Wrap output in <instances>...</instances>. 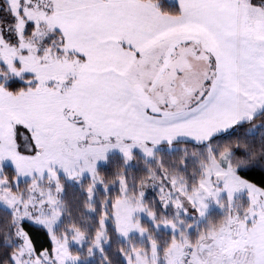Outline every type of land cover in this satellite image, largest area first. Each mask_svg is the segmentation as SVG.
<instances>
[{
  "label": "snow or ice",
  "instance_id": "snow-or-ice-1",
  "mask_svg": "<svg viewBox=\"0 0 264 264\" xmlns=\"http://www.w3.org/2000/svg\"><path fill=\"white\" fill-rule=\"evenodd\" d=\"M4 12L0 204L15 243L0 249V264H79L72 244L83 247L86 231H57L67 182L89 205L101 189L108 197L88 255L107 259L115 230L126 241L147 236L143 251L120 248L125 264H264V133L231 143L264 113V0H5ZM177 140L207 153L200 175L189 184L161 172L160 187L141 189L122 216L128 177L111 182L113 199L99 166L110 152L127 164ZM209 201L225 221L202 232ZM143 216L168 234L166 254Z\"/></svg>",
  "mask_w": 264,
  "mask_h": 264
},
{
  "label": "trees",
  "instance_id": "trees-1",
  "mask_svg": "<svg viewBox=\"0 0 264 264\" xmlns=\"http://www.w3.org/2000/svg\"><path fill=\"white\" fill-rule=\"evenodd\" d=\"M5 0H0V19H6L7 13L4 12ZM251 132V135L247 133ZM261 133H264V113L257 117L256 120L250 124H246L241 130L238 137L234 138L231 143H235L236 139L250 141L256 139L259 143L261 139ZM161 149L155 156L154 160H147L138 152L134 154L131 163L125 164L124 158L117 154H111L108 157L107 165H100V175L106 181L111 182L116 179L117 175H126L129 183V193L133 196L139 194L141 189L148 192H153L150 187V182L153 173H166L169 177H176L180 180H187L189 184L200 175L199 161L194 157L195 149L194 145L178 141L175 142L171 147L167 144H162ZM218 151H223L225 148L224 144L214 146ZM233 163H236L235 161ZM8 171H11L8 169ZM151 177V179H149ZM87 184V178L83 182ZM145 185L147 188L145 189ZM120 185L118 183L111 185L108 196L117 199L119 198ZM103 190L97 194L95 201L89 205L86 200L85 193L81 186L76 183H66L65 190L62 197V208L65 211L64 217L61 219L59 226L57 227L58 232H62L65 227H79L81 230L86 231L89 239L87 245L82 248L79 252L77 249H72L73 253L79 252L81 259L79 264H125L120 248L123 247L127 251L126 242L118 238L115 230H109L106 234L108 243L104 245V250L107 255L100 252H95L94 255H88L89 243L94 238V233L97 228V217L99 215V205L101 200L106 199ZM146 204L149 208L152 207V197H145ZM90 207H96L97 211H90ZM111 212V209H109ZM219 216H222L219 214ZM12 217L10 212L0 207V249L10 247L15 243L12 235V229L10 227ZM149 225V224H147ZM152 232H155L152 227L149 226ZM158 236V241L163 247L169 240V236L165 231L161 233L155 232Z\"/></svg>",
  "mask_w": 264,
  "mask_h": 264
},
{
  "label": "rangeland",
  "instance_id": "rangeland-1",
  "mask_svg": "<svg viewBox=\"0 0 264 264\" xmlns=\"http://www.w3.org/2000/svg\"><path fill=\"white\" fill-rule=\"evenodd\" d=\"M39 134V133H38ZM162 146H159L156 151H155V154L152 158H149L147 160H154L155 159V156L156 154L158 153V151L161 149ZM195 153H194V157L196 158V160H200L199 161V166L200 167V173H201V168L202 166L205 164L206 160H207V153L205 152L204 149H195ZM218 151V149H217ZM114 153H117L119 155H121L119 152H110L108 154V157L109 155L111 154H114ZM139 153V152H138ZM140 155H142L141 153H139ZM144 158L145 156L142 155ZM146 159V158H145ZM133 160V158L128 162V163H131ZM102 165V164H101ZM87 178V177H85ZM170 178H176L175 176L174 177H170ZM178 179V178H177ZM180 180V179H179ZM160 181H161V176L160 174L158 173H153L152 175V179H151V182H150V187L152 189V191L155 190V188H159L160 187ZM68 183H74V182H68ZM20 191H25V189L22 187L20 189ZM17 197L19 196V193L16 194ZM139 200V194L136 195V196H133L132 194H130L128 192V197H127V207H121L120 211H121V214L122 216L129 213L132 209H135L137 207V201ZM235 200H236V204L237 206L241 207V210H246V201H247V194L246 192H237L236 193V196H235ZM62 206V205H61ZM145 208H149L148 205L145 203L143 205ZM0 207L2 208H5L7 209L5 206H3L2 204H0ZM8 210V209H7ZM219 214H221L222 216H219ZM136 215H139V213H137ZM136 215L132 216V220L134 221L136 219ZM225 211L220 209L219 207L216 206V204L214 202H211L209 201V208L206 210V216L204 219H201L200 220V227H201V231H207L208 229L210 228H219L225 221ZM142 222H143V225L144 227L148 230L149 233H151L150 229H149V226H151V221L148 219L147 216H143L142 217ZM125 221L122 220V226L125 225ZM60 224V223H59ZM59 224L57 225V227L59 226ZM149 224V225H147ZM161 231H164L163 229H161L159 232L157 233H161ZM155 238L158 239V236L155 232H152L151 233ZM119 239H121L122 241H125L126 242V247H127V251H129V249L134 245L138 250H141L143 251V246L146 245L147 243V236L145 237H141L137 232H132L131 235L129 236L128 240H124L121 236L117 235ZM105 239L107 240L106 236H105ZM192 239L195 240L196 239V233L193 232V236H192ZM159 240V239H158ZM108 243V241H107ZM107 243H105L104 245H106ZM91 244H95V239L93 238V240L91 241ZM87 245V241L84 242L83 244V247L73 243L72 244V249H77L79 250V252L82 251V248H84L85 246ZM161 245V244H160ZM161 247H163V245H161ZM170 250V246L169 247H165V254ZM126 251V252H127ZM96 252H99V251H96ZM91 256V255H90Z\"/></svg>",
  "mask_w": 264,
  "mask_h": 264
},
{
  "label": "crops",
  "instance_id": "crops-1",
  "mask_svg": "<svg viewBox=\"0 0 264 264\" xmlns=\"http://www.w3.org/2000/svg\"><path fill=\"white\" fill-rule=\"evenodd\" d=\"M178 141H184V140H177L176 142H178ZM185 142V141H184Z\"/></svg>",
  "mask_w": 264,
  "mask_h": 264
}]
</instances>
